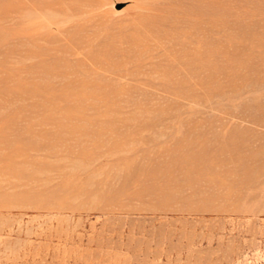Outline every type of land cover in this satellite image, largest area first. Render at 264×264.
I'll return each instance as SVG.
<instances>
[{"label": "rangeland", "instance_id": "374dc122", "mask_svg": "<svg viewBox=\"0 0 264 264\" xmlns=\"http://www.w3.org/2000/svg\"><path fill=\"white\" fill-rule=\"evenodd\" d=\"M0 264H264V0H0Z\"/></svg>", "mask_w": 264, "mask_h": 264}]
</instances>
